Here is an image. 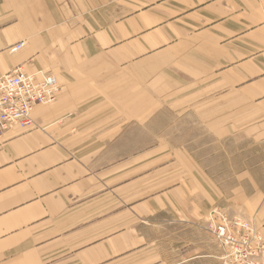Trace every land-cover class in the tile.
<instances>
[{
    "label": "crops",
    "instance_id": "1",
    "mask_svg": "<svg viewBox=\"0 0 264 264\" xmlns=\"http://www.w3.org/2000/svg\"><path fill=\"white\" fill-rule=\"evenodd\" d=\"M16 67L60 94L0 136V264H219L217 207L264 238L256 0H0ZM226 143L247 155L229 178L201 157Z\"/></svg>",
    "mask_w": 264,
    "mask_h": 264
},
{
    "label": "built area",
    "instance_id": "2",
    "mask_svg": "<svg viewBox=\"0 0 264 264\" xmlns=\"http://www.w3.org/2000/svg\"><path fill=\"white\" fill-rule=\"evenodd\" d=\"M264 17V0H257ZM22 43L8 48L16 53ZM59 86L53 76L43 70L33 73L16 67L0 77V136L25 131L32 127L35 107L56 101ZM205 230L221 249L220 264H264V238L247 222L230 219L218 209L207 217Z\"/></svg>",
    "mask_w": 264,
    "mask_h": 264
},
{
    "label": "rangeland",
    "instance_id": "3",
    "mask_svg": "<svg viewBox=\"0 0 264 264\" xmlns=\"http://www.w3.org/2000/svg\"><path fill=\"white\" fill-rule=\"evenodd\" d=\"M44 71V70H43ZM46 73H49V72H47V71H45ZM49 74H51V73H49ZM52 75V74H51ZM53 77H55L54 75H52ZM55 79H56V77H55ZM57 80V79H56ZM58 82V81H57ZM59 83V82H58ZM59 86H60V84H59ZM231 148L234 150L235 149V147L234 146H231L229 143H226V144H224V148H223V151L222 152H218V153H215L214 154V149L213 148H209L208 150H207V155L205 156V155H201V157H205V158H207V169H210V170H213L214 169V167H215V165L216 164H220L221 166H222V170H221V172H223V174H224V176H225V174H228V173H230V163L232 162H238L239 164L241 163V162H243L245 159H246V157H247V155H245V154H233V153H231ZM230 176H225V178H229ZM213 209H218L219 211H221L225 216H227L228 218H230V219H238V220H240V221H242V222H247V223H249L250 225H252V226H254V224L252 223V222H250V221H247L245 218H242V217H238V216H231V215H229V214H227L225 211H223L222 209H220V208H212V209H210L208 212H207V215H206V220H205V223H206V221H207V217H208V214L213 210ZM255 227V226H254ZM207 237H208V239H207V243H206V245H207V248H206V254H207V256H209V254L211 255L212 254V252H211V250H212V247H209V243H212L213 241V245H215V248L220 252V255H221V249L218 247V245H216L217 243L215 242V240H214V238L212 237V235L210 234V233H208L207 232ZM216 243V244H215ZM202 250H201V252L199 253V254H202ZM194 253H196L195 255L197 256L198 255V251L197 252H194V251H192V255L194 254ZM204 254V253H203ZM203 260V259H202ZM207 260V261H206ZM206 260H203V261H205V264H210V263H212V261H210L209 260V258H207ZM192 264H197V263H195V262H192ZM219 264H220V261H219Z\"/></svg>",
    "mask_w": 264,
    "mask_h": 264
},
{
    "label": "bare ground",
    "instance_id": "4",
    "mask_svg": "<svg viewBox=\"0 0 264 264\" xmlns=\"http://www.w3.org/2000/svg\"><path fill=\"white\" fill-rule=\"evenodd\" d=\"M256 2H257V0H256ZM257 5L259 6V4H258V2H257ZM260 13H261V15L263 14L261 11H260ZM262 17H263V15H262ZM264 18V17H263ZM49 74V73H48ZM6 75V74H5ZM49 75H51V74H49ZM52 76V75H51ZM54 79H55V77H53ZM55 82H56V84L59 86V83L57 82V80L55 79ZM59 90H60V86H59ZM59 94H60V92H59ZM59 94H58V96H59ZM58 96H57V98H58ZM54 103V102H53ZM52 104V103H51ZM47 105H50V104H47Z\"/></svg>",
    "mask_w": 264,
    "mask_h": 264
}]
</instances>
